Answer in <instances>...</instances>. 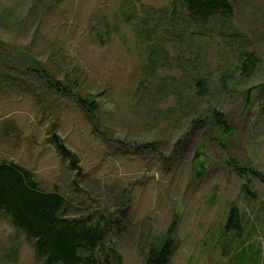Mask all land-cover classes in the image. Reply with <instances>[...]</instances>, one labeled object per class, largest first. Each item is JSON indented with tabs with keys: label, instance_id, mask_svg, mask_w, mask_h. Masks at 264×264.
Returning <instances> with one entry per match:
<instances>
[{
	"label": "rangeland",
	"instance_id": "rangeland-1",
	"mask_svg": "<svg viewBox=\"0 0 264 264\" xmlns=\"http://www.w3.org/2000/svg\"><path fill=\"white\" fill-rule=\"evenodd\" d=\"M171 1L142 0L128 22L123 0H0V41L55 73L60 90L77 81L99 108L84 110L6 53L0 161L28 166L43 188L105 213V243L123 264H145L173 223L171 264H264V182L233 166L264 172V0H231V20L164 25L168 18L149 16ZM147 16L157 26L151 41L137 27ZM246 51L257 58L249 77L240 72ZM195 76L207 95L195 94ZM214 108L225 133L208 119ZM0 264H40L2 215Z\"/></svg>",
	"mask_w": 264,
	"mask_h": 264
},
{
	"label": "trees",
	"instance_id": "trees-1",
	"mask_svg": "<svg viewBox=\"0 0 264 264\" xmlns=\"http://www.w3.org/2000/svg\"><path fill=\"white\" fill-rule=\"evenodd\" d=\"M138 3L143 5L142 0H123V5L131 9L126 14L128 22L135 18ZM147 12L149 16L160 14L159 24H162L164 18H168V21H164V25H167L172 18L180 17L190 23L206 21L214 17L231 20L234 18L235 7L231 0H172L170 6L151 7ZM137 27L144 39L150 41L152 32L157 28L156 24L154 27L149 25L148 16L141 18ZM0 50L2 51L0 61L6 53L7 55L13 53L15 57L10 58V62L22 56L29 64L27 68L36 71L49 87L60 90L58 81L53 80L55 73L46 74L43 68L38 67L37 64L40 63L36 58L33 59V56L25 51L17 52L15 47L8 48L1 41ZM150 59L149 65L153 68L157 57L153 55ZM240 63L241 75L249 77L256 68L257 58L246 51ZM224 80L223 78L222 81ZM65 81L68 82L67 85L60 90L63 94L71 96L88 112L98 111L94 95L77 93V81L71 79ZM193 84L197 96L207 95L208 85L202 77L195 76ZM198 110L199 106L196 104L195 111ZM208 119L213 120L223 133L229 130L224 114L218 109L214 108ZM202 120L197 118L193 122ZM55 143L60 152L65 150L61 141ZM233 166L239 175L250 172L264 182V172L244 165L233 164ZM233 212L235 210H232ZM0 215L9 220L18 236L23 235L31 242L35 258L40 264H123L124 262L122 253L115 246L105 243L110 225L105 213L97 209L91 210L83 202H76L71 196L65 195L58 186L50 190L43 188L31 168L13 159L0 161ZM233 220L231 214L229 224H232ZM174 231L173 223L165 237L150 246L145 264H171ZM17 253L14 247L12 252L10 254L8 252L5 256L11 257L12 261Z\"/></svg>",
	"mask_w": 264,
	"mask_h": 264
},
{
	"label": "water",
	"instance_id": "water-1",
	"mask_svg": "<svg viewBox=\"0 0 264 264\" xmlns=\"http://www.w3.org/2000/svg\"><path fill=\"white\" fill-rule=\"evenodd\" d=\"M195 158V157H194Z\"/></svg>",
	"mask_w": 264,
	"mask_h": 264
}]
</instances>
